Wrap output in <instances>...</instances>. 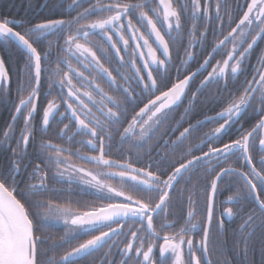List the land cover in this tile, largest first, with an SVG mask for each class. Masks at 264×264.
Returning <instances> with one entry per match:
<instances>
[{
    "label": "snow or ice",
    "instance_id": "obj_1",
    "mask_svg": "<svg viewBox=\"0 0 264 264\" xmlns=\"http://www.w3.org/2000/svg\"><path fill=\"white\" fill-rule=\"evenodd\" d=\"M211 4L212 0H204L203 7L201 0H70L68 8L76 14L68 19L25 24L0 16V40L22 50L24 60L17 80L18 102L2 132L4 140H0L6 142L15 132L19 118L22 126L17 147L11 149L7 169H0V264H80L106 246L109 254L116 249L119 264H202L197 249L205 254L209 251L215 199L227 177H238L239 187L229 182L224 189H231L227 196L231 206L222 209L217 227L223 228L225 217H239L235 243L241 254L248 256L256 232L264 233V53L251 78L246 77L240 88L229 90L228 82L245 74L249 54L257 41H264V0H245L246 10L227 35H223V26L226 18L230 20L228 13L221 16V3L216 0L213 16ZM185 14L191 22L187 34L182 31ZM214 23L219 31L213 29ZM209 34L222 38L191 71L194 49L203 50ZM50 37L56 38L54 58ZM41 40H48V50L39 48ZM228 45L226 58L212 64ZM45 62L54 65L47 76ZM198 74L203 78L189 99ZM42 79L52 99L46 96L41 108ZM213 83H223L228 99L218 100L221 110L206 118L218 124L205 134L206 139L196 145L184 144L191 131L204 124L197 121L183 128L175 139H164L165 133L156 144H150L172 111L187 100V113L198 103L202 90ZM0 95L11 97L10 76L2 56ZM38 112L44 135L29 154L36 138ZM249 112L258 119L245 129L242 120ZM54 121L63 125L55 141L46 138ZM236 125L237 138L217 145ZM114 147L121 152L119 158L112 155ZM145 149L149 163L138 166ZM254 152L259 155L255 162ZM233 157L237 163L243 162L240 167L229 163ZM23 176L28 178L26 183L20 179ZM182 182L184 192L188 187L203 191V224L194 222L193 210L187 212L178 231L171 230L179 221L167 219L158 231L155 218L168 213L172 194ZM57 184L67 185L69 193L73 186L91 192L106 203L83 211L55 203L47 194L60 191L54 187ZM188 201L193 203L191 193ZM57 221L65 226L59 240L42 234L41 229ZM198 227L203 235L194 245L191 233ZM81 234L90 238L74 244ZM62 248L65 250L58 258L48 256ZM157 248L159 260L154 259ZM107 255L103 264H117L115 257L109 260Z\"/></svg>",
    "mask_w": 264,
    "mask_h": 264
},
{
    "label": "flooded vegetation",
    "instance_id": "obj_2",
    "mask_svg": "<svg viewBox=\"0 0 264 264\" xmlns=\"http://www.w3.org/2000/svg\"><path fill=\"white\" fill-rule=\"evenodd\" d=\"M174 3H176V0H173ZM215 2L216 0H212V4L210 7V13L213 14L214 16V10H215ZM70 3V0H0V16H6L8 18H14L17 21H23L25 24L28 23H36L43 21L45 19H50V18H60L63 17L65 19L71 18L72 16H75V11L72 9L68 8V4ZM221 3V16H225V13L227 12L230 20L228 18L225 19V23L223 26V35H227V32L230 31L231 27L235 26V22L238 21V17L242 14L244 10H246L245 6V0H220ZM204 0H201V6L203 7ZM87 7V3L84 5ZM190 20L188 16L185 14L183 16V28L182 31L187 34L188 29L190 27ZM159 26V25H158ZM204 27V20H200L199 22V28L200 30H203ZM213 29H216V24H213ZM17 30L22 31V29L17 28ZM143 30V29H142ZM222 35L220 36H214L212 34H209L207 37V43L205 45V48L203 50L197 48L194 49L196 52V57L195 60L190 62V68L191 66H197L199 63L203 62V59L206 58L207 56V51L211 50V46L217 42L218 39H221ZM52 40V47H51V52L53 58L57 54L56 50V38L55 37H50ZM185 45L187 44V35H185ZM39 48L42 50H48L49 49V43L48 40H41L39 42ZM231 45H228L227 48L223 49L219 54L215 56V59L212 60V64H215L216 60L222 61L223 59L226 58V51L229 50ZM264 53V41H257V45L254 46L253 50L249 54V58L247 60V69L244 75H240L239 79H231L229 80L228 83H231L233 85H236L240 88V86L243 84L245 81L246 77L248 79L251 78L250 73L252 72L253 68L255 66H258L261 58V54ZM180 54L183 55V48L180 50ZM0 56L4 58L5 61V66L6 69L9 72L10 76V87H11V97L9 98L8 96L0 95V140H4V137L2 136V132L4 129L7 128L8 124L11 122V116L14 112V107L13 105L18 102L17 100V94H16V89H17V80L21 75V68L24 63L23 56H22V50L18 49L14 44H7L4 41L0 40ZM173 56L175 58L176 53L175 51L173 52ZM112 66H115V59L113 58L112 61ZM49 67H54V65H49L47 62H45L44 65V76H47L48 74V69ZM196 67V68H197ZM196 68L192 69L191 71H195ZM86 71V70H85ZM203 71V70H202ZM208 71H211V68H208ZM87 74V71H86ZM207 73L204 72V75ZM203 78L201 75H197V83L196 81L192 82L191 88L188 94H191V91H195L198 87L199 81ZM175 79V74H173V80ZM102 87L105 88L106 91H109L107 84L102 83ZM47 82L42 79V86H41V91H40V98H39V105L42 108L45 103L46 99L45 97L47 96ZM26 95V93H25ZM191 96V95H190ZM47 99H52L51 96H47ZM146 102V99H145ZM142 106V105H141ZM189 108V103L186 100L183 105L177 107L174 111H172L170 117L168 120L164 122V124L161 126L160 131L156 134V137L153 138L152 141H150V144H156L157 140L160 139L161 135L167 133V135H164V139H168L171 137L172 139H175L176 136L179 135L180 131H183V128L188 127L189 124L182 122V121H176L175 117L176 114L181 113V117L185 116V109ZM131 111V110H130ZM216 113L206 116L201 120L198 121H204L205 123L207 120H205L207 117L214 116ZM41 119L40 113L38 112L36 115V119L34 120V123L37 125V130H36V138L32 141L31 146L28 149L29 154H31L34 149L36 144L39 142V140L42 138L44 135L40 129H39V121ZM67 123V121H64ZM194 125H196L194 123ZM22 126V122L17 120L15 127V132L10 135L8 140L4 143H0V169H7L8 161L11 158V149L17 147L16 141L19 139V130L20 127ZM62 124H57L55 121L51 125L50 131L47 133L46 138H51L54 141L56 140V133L59 127H62ZM218 126V124H213L212 128ZM211 128V129H212ZM178 129V130H177ZM239 126L236 125L234 126L230 131H238ZM173 130H176L175 133L173 134ZM211 131V130H210ZM209 131V133H210ZM206 139V138H203ZM125 151L128 148V145L124 146ZM207 150V149H206ZM205 150V151H206ZM161 152L165 151L163 148L160 149ZM112 155L114 158H119L121 156V152L118 150V148H113L112 150ZM133 160L137 161V157L135 152H133ZM153 158H155V153H153ZM138 166H146L149 163L148 156L146 155V149L144 152L141 153V156L139 160L137 161ZM89 167H91L89 165ZM25 183L27 182V176L20 177ZM115 183V181L113 182ZM24 184H21V187H23ZM57 189L60 191L57 192H50L47 194L48 198H51L55 203H60L62 205L70 206L74 210H87V206H98L101 203H106V201H101L97 199L94 195L91 194V192L88 191H82L79 188H76L73 186V190L71 193H69L67 185H61L57 184L54 185ZM185 185L182 182L180 185H177L176 191L172 194V200L171 204L169 207L168 213L162 214L161 217H156L154 221V226L156 229L159 231L160 224L167 220H178L179 223H177L175 229H172L171 231H178L180 226L183 224L184 219L187 216L188 211H195L196 213V221H199L201 224H203L202 218L199 217V208L198 206L200 205V199L196 195V192L192 193V200L193 203H189L187 195H188V190L187 192H184ZM216 200V199H215ZM226 206H231L227 202V197L220 200V202L217 205V208H220L221 211L219 212V215L222 212V209ZM219 217V216H218ZM234 220L233 218H228L225 217V223L223 228L225 227V224L231 222ZM241 220L240 218L236 219L235 222H233V229L237 230L238 226L240 224ZM217 219L213 218L212 222V230L214 231H221L223 228H218L217 226ZM64 225L62 222H52V225L48 229H41V232L45 236H51L53 240H59L61 236L64 235ZM129 229L126 226L125 227V232H127ZM98 234V233H96ZM193 240H194V245L201 240L202 238V231L198 227L191 233ZM216 236V235H215ZM210 237H211V232H210ZM210 237H209V242H208V248H210ZM217 237V236H216ZM90 236L87 234H81L78 236L76 241H73V243H78L82 242L83 240L89 239ZM123 240V238H120ZM236 239L231 240V246L236 248L237 244L235 243ZM163 241H159L158 243H162ZM111 243V241H110ZM213 244V243H212ZM70 247V246H66ZM64 248L56 250L55 252H49L48 256H53L55 255L57 258L59 255H62L64 252ZM105 254L107 255V259L111 260L113 257L117 260V264H119L120 257L116 254V249L113 248L111 253L109 254V249L106 246L105 248L101 249L99 252L94 253V255L88 257L87 259H84L80 261V264H103V261L105 259ZM232 254H237V250L234 249L232 251ZM197 255L201 257V262L202 264H209L212 260L209 255V251L207 254L202 253L197 249ZM185 261L188 260V250L185 247ZM44 259H47V257H44ZM154 259L159 260V250L158 248L154 250ZM130 264H134L133 262H130ZM170 264V262H169Z\"/></svg>",
    "mask_w": 264,
    "mask_h": 264
},
{
    "label": "trees",
    "instance_id": "obj_3",
    "mask_svg": "<svg viewBox=\"0 0 264 264\" xmlns=\"http://www.w3.org/2000/svg\"><path fill=\"white\" fill-rule=\"evenodd\" d=\"M197 66H191L190 70L196 68ZM197 83V79H195ZM239 87L228 83V89L235 91ZM203 95L199 96V101L195 106H192L185 116L181 117V113L176 114L175 120L182 121L187 124H196L198 120L203 119L206 116L212 115L217 113L221 110L222 105L217 101L221 98L223 100L228 99V92L224 91L223 83L220 84H210L207 88L203 89ZM190 95L188 97L190 99ZM258 116L255 113L249 112L247 115L243 117L242 123L245 129H249L252 125L255 124ZM2 120V119H1ZM0 120V122H1ZM213 123H205L199 127H196L193 131H191L190 136L187 140H185L184 144L186 146L196 145L199 144L201 139L206 138L207 133L212 128ZM238 136V131L229 132L228 135L224 136L221 141H217V145L222 144L224 142H228L229 139H235ZM207 148L205 147L204 150ZM194 154L199 155V152H195ZM180 154L177 153L176 159H179ZM259 159V155L254 152V162ZM229 163L233 167H240L243 163L236 162V158L233 157ZM227 166V165H225ZM245 171L247 168L244 169ZM236 180L238 177H227L225 178V183L221 185V190L217 193L216 200H215V212H214V219H217L219 216V212L221 211L220 208H217L218 203L220 200L226 198L229 194H231V189L229 191H224L225 188L229 186V182L235 184L236 187H239V184H236ZM193 184H195V179L193 180ZM203 182H201L200 188H203ZM196 192V195L200 199L199 208V217L204 218L206 217V198L203 191H198L193 187H188V195L189 193ZM188 195L186 198H188ZM34 210V209H33ZM239 217H234V220L225 224V227L221 231H214L211 229V237H210V248H209V255L212 260V264H217V261L220 264H224V261H227V264H264V233L257 231L255 236L252 238L250 243L249 253L248 256L245 257L241 254L240 247L237 245L236 248L231 246V240L239 239V232L233 229V222ZM217 226V225H216ZM217 237H216V236ZM213 243V244H212ZM236 249L237 254H232V251Z\"/></svg>",
    "mask_w": 264,
    "mask_h": 264
},
{
    "label": "water",
    "instance_id": "obj_4",
    "mask_svg": "<svg viewBox=\"0 0 264 264\" xmlns=\"http://www.w3.org/2000/svg\"><path fill=\"white\" fill-rule=\"evenodd\" d=\"M206 120V119H205Z\"/></svg>",
    "mask_w": 264,
    "mask_h": 264
}]
</instances>
